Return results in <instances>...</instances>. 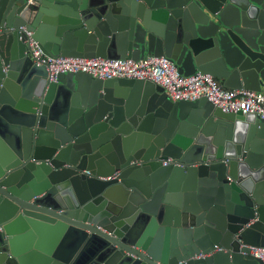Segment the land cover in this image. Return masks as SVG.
Masks as SVG:
<instances>
[{
  "label": "water",
  "instance_id": "obj_1",
  "mask_svg": "<svg viewBox=\"0 0 264 264\" xmlns=\"http://www.w3.org/2000/svg\"><path fill=\"white\" fill-rule=\"evenodd\" d=\"M22 26L47 56H164L259 91L264 0H0V264H264V119L148 79L51 80Z\"/></svg>",
  "mask_w": 264,
  "mask_h": 264
},
{
  "label": "built area",
  "instance_id": "obj_2",
  "mask_svg": "<svg viewBox=\"0 0 264 264\" xmlns=\"http://www.w3.org/2000/svg\"><path fill=\"white\" fill-rule=\"evenodd\" d=\"M24 42L33 61L45 65L49 78L55 79L59 72H86L95 78L112 77L148 79L163 87L167 96L175 100L193 101L200 97L210 100L223 111L254 113L264 119V85L259 91L243 88H224L211 75L197 71L190 75H182L175 64L164 56H147L139 60L129 58L102 57H72L47 56L37 41L32 37V31L21 27ZM168 161H163L167 164ZM136 163H138L136 161ZM115 176V173L112 175ZM1 228V227H0ZM252 256L264 263V241L261 246L251 247Z\"/></svg>",
  "mask_w": 264,
  "mask_h": 264
}]
</instances>
